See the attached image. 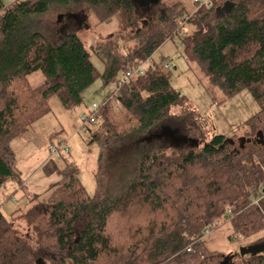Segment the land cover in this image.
I'll return each instance as SVG.
<instances>
[{"label":"trees","instance_id":"trees-1","mask_svg":"<svg viewBox=\"0 0 264 264\" xmlns=\"http://www.w3.org/2000/svg\"><path fill=\"white\" fill-rule=\"evenodd\" d=\"M194 3L189 9L181 0H160L143 9L132 0H0V193L9 183L25 189L11 142L51 113L53 97L66 109L81 105L98 79L105 87L116 84L124 70L175 42L179 21L186 18L195 30L176 44L181 55L225 101L248 91L259 106L229 139L215 134L200 148L187 143L175 155L162 150L141 155L135 175L115 196L102 185L101 157L94 196L73 163L65 157L62 164L48 161L44 171L62 177L51 198L41 202L26 193L30 208L10 218L0 209V264H264V0ZM52 7L91 11L101 24L119 17L118 37L91 50L75 34L53 43L34 23ZM94 55L104 63L103 73ZM165 60L169 57L154 59L155 69L112 92L99 107V124L86 127L92 144L111 150L122 139L120 109L136 123L135 142L167 141L156 137L166 126L183 135L170 113L183 97ZM37 72L47 79L42 87L28 80ZM221 218L233 228L230 240L252 239L247 246L263 250L244 257L209 250L203 239ZM18 221L32 228L34 240L20 233Z\"/></svg>","mask_w":264,"mask_h":264},{"label":"rangeland","instance_id":"rangeland-1","mask_svg":"<svg viewBox=\"0 0 264 264\" xmlns=\"http://www.w3.org/2000/svg\"><path fill=\"white\" fill-rule=\"evenodd\" d=\"M7 1L12 3L15 0ZM181 1L189 9L195 7L194 0ZM198 1L204 4L209 0ZM68 13V10L52 7L47 14L36 17L34 23L53 43H59L68 34H75L89 50L105 43L112 36L118 37L121 25L119 17H113L101 24L91 11ZM66 14L68 16H65ZM71 15L77 16L79 20ZM185 29L186 35L195 30L192 25H186ZM176 44L177 38L175 42L173 40L166 42L154 55V59L160 61L161 55L171 59L172 85L182 95L183 102L180 107H173L170 113L174 122L182 129L183 135L200 140L202 142L198 146L200 148L215 134L229 139L242 132L246 121L259 110L255 99L248 91H243L225 101L223 93L208 85L205 75L195 64L181 55L182 49ZM92 62L100 73L105 71L104 63L95 55ZM28 80L33 87H42L47 83V79L40 72L29 75ZM114 90L115 84L105 87L102 80L98 79L83 93L82 104L71 109L64 108L59 99L53 97L50 100L51 113L39 119L27 134L12 140L11 148L15 154L16 168L25 189H19L15 184L9 183L1 191L0 209L7 218L15 211L30 208L31 205L26 207L28 197L26 193L37 196L41 202L48 201L54 188L61 182L62 177L59 174H48L43 169L50 160L62 164L61 161L64 159L53 155L51 147L66 144L70 148V154L66 155L65 159L77 167L79 180L89 196H94L97 189L95 176L98 173L100 157L103 166L102 185L115 196L135 175L137 160L141 155L156 150L175 155L187 149V145L175 147L168 141L135 142L132 129L136 127V123L123 109L117 113L122 139L111 150L102 149L96 143L92 144L88 129L82 125L81 117L90 115L94 104L104 106ZM15 190L17 192L13 198L8 199L7 196ZM15 226L23 236L29 235L34 240L35 232L26 222L18 221ZM232 236L233 228L230 222H225L221 218L214 223L212 230L206 233L203 241L209 250L225 256L239 253L240 247L251 245L253 242L252 239L241 238L230 240ZM28 239L32 242V239Z\"/></svg>","mask_w":264,"mask_h":264},{"label":"built area","instance_id":"built-area-1","mask_svg":"<svg viewBox=\"0 0 264 264\" xmlns=\"http://www.w3.org/2000/svg\"><path fill=\"white\" fill-rule=\"evenodd\" d=\"M195 2L197 4H199L200 6L204 5V4H200V2L198 0H195ZM205 4H208V3L206 2ZM188 19L189 18H186L184 20L179 21V29L177 30V32L173 36L174 39H176V38L178 39V45L181 44V39L183 38V36L186 33L185 27L187 25ZM163 66L165 69L171 68V59L165 60L163 63ZM155 67H156L155 61H154L153 57H150L144 63L138 65L137 67L124 70L121 73L120 77L118 78L117 83L115 84V90H114L115 95L119 93V89L121 87L131 84V82L136 77L145 74V72L150 68L155 69ZM81 122H82V125L84 127H94V126L98 125L99 124V106L94 104L92 107V112L90 113V115L81 117ZM51 152L56 157L62 158V157H65L66 155L70 154V148L66 144H60L57 147H51ZM257 202L258 201H255V203H257ZM208 232L209 231L207 230V233Z\"/></svg>","mask_w":264,"mask_h":264},{"label":"water","instance_id":"water-1","mask_svg":"<svg viewBox=\"0 0 264 264\" xmlns=\"http://www.w3.org/2000/svg\"><path fill=\"white\" fill-rule=\"evenodd\" d=\"M134 4H136L140 8H147L149 9L152 6L158 5L160 3V0H132ZM71 17L78 19L77 16L71 15ZM61 19V17H60ZM259 137L262 139L263 135L261 133L258 134ZM157 138H164L167 140L171 145L175 147H180L183 145H186L187 143H190V145L199 146V142L197 140L188 138L180 133L178 129H173L169 126L163 127L162 131L159 135H156ZM245 142V139H243V143ZM263 250L261 246H247V247H241L239 249V253L242 257L251 255V254H257L260 253ZM38 264H41V261H38Z\"/></svg>","mask_w":264,"mask_h":264},{"label":"flooded vegetation","instance_id":"flooded-vegetation-1","mask_svg":"<svg viewBox=\"0 0 264 264\" xmlns=\"http://www.w3.org/2000/svg\"><path fill=\"white\" fill-rule=\"evenodd\" d=\"M80 24V23H79Z\"/></svg>","mask_w":264,"mask_h":264}]
</instances>
